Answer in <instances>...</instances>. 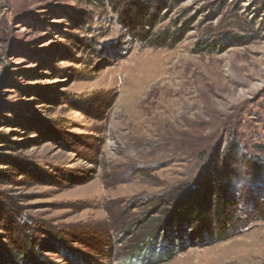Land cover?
I'll return each mask as SVG.
<instances>
[{
  "label": "rangeland",
  "instance_id": "374dc122",
  "mask_svg": "<svg viewBox=\"0 0 264 264\" xmlns=\"http://www.w3.org/2000/svg\"><path fill=\"white\" fill-rule=\"evenodd\" d=\"M112 1L0 0V264L20 239L47 264H136L138 246L264 264V220L243 205L223 241L163 232L228 147L238 192L264 197V0H151L145 42Z\"/></svg>",
  "mask_w": 264,
  "mask_h": 264
},
{
  "label": "trees",
  "instance_id": "16d2710c",
  "mask_svg": "<svg viewBox=\"0 0 264 264\" xmlns=\"http://www.w3.org/2000/svg\"><path fill=\"white\" fill-rule=\"evenodd\" d=\"M112 5L120 24L128 32V36L135 42H145L144 22L152 6H154L151 0H138L136 2L115 0L112 1ZM184 34L183 28H177L174 31L166 29L164 32L156 34L150 45L147 46L172 48L182 39ZM235 155L237 153L234 147L224 149L211 164L212 168L208 171L206 178L195 189L191 191L184 189L174 196L173 208L168 211L163 231L165 232V240H163L166 244L173 242L169 237L172 228H177V236L184 234L186 229H191L192 235L196 237H201L207 233L215 241L225 240L232 227L231 223L234 224L237 211L242 208L241 205L245 208L246 214H255L258 215L259 220H264V197L260 196L259 193L252 199L244 197L243 192H238L236 188L237 176L232 169L224 171L226 167L230 168L227 162L233 160ZM225 172L228 173V176ZM12 243L16 245L13 247L16 254L12 257L18 261L15 264H47L46 259L38 254V249L33 242L20 239L15 243L12 241ZM158 248H156L155 253L150 255L145 247L138 246L132 255L134 257L131 258V262L161 264L172 259L174 252L171 249L168 248L161 252L163 247ZM128 260L130 263V258Z\"/></svg>",
  "mask_w": 264,
  "mask_h": 264
}]
</instances>
